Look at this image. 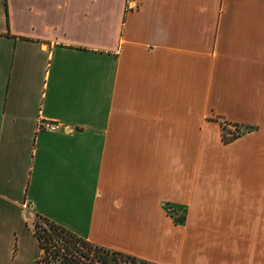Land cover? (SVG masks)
Returning a JSON list of instances; mask_svg holds the SVG:
<instances>
[{
    "label": "crops",
    "instance_id": "0c3cea01",
    "mask_svg": "<svg viewBox=\"0 0 264 264\" xmlns=\"http://www.w3.org/2000/svg\"><path fill=\"white\" fill-rule=\"evenodd\" d=\"M34 218L264 264V0H0V264H43Z\"/></svg>",
    "mask_w": 264,
    "mask_h": 264
},
{
    "label": "trees",
    "instance_id": "16d2710c",
    "mask_svg": "<svg viewBox=\"0 0 264 264\" xmlns=\"http://www.w3.org/2000/svg\"><path fill=\"white\" fill-rule=\"evenodd\" d=\"M234 130L221 126V140L226 143L239 135L238 125ZM172 216L175 223L182 222L183 213ZM32 234L42 250L40 261L43 264H92L93 260L101 264H155L138 257L110 250L89 243L62 227L43 218L32 223Z\"/></svg>",
    "mask_w": 264,
    "mask_h": 264
},
{
    "label": "built area",
    "instance_id": "2783aa9c",
    "mask_svg": "<svg viewBox=\"0 0 264 264\" xmlns=\"http://www.w3.org/2000/svg\"><path fill=\"white\" fill-rule=\"evenodd\" d=\"M37 130H46V131H51L55 132L60 129V126L57 122L49 121V120H44V119H39L37 121L36 125ZM23 208L28 211V207L26 205H23Z\"/></svg>",
    "mask_w": 264,
    "mask_h": 264
},
{
    "label": "rangeland",
    "instance_id": "374dc122",
    "mask_svg": "<svg viewBox=\"0 0 264 264\" xmlns=\"http://www.w3.org/2000/svg\"><path fill=\"white\" fill-rule=\"evenodd\" d=\"M38 220H39V219L34 218V219H32V221H31V219H30L29 221H27V223H25V224H21V225H20V230L23 229V231L26 232V234H29L28 231L30 230V227L32 226V223H33V222H36V221H38ZM92 264H101V263L97 262L96 260H93V261H92Z\"/></svg>",
    "mask_w": 264,
    "mask_h": 264
}]
</instances>
